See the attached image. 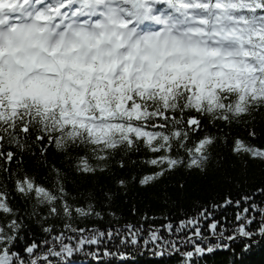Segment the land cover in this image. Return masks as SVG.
<instances>
[{
	"label": "trees",
	"instance_id": "16d2710c",
	"mask_svg": "<svg viewBox=\"0 0 264 264\" xmlns=\"http://www.w3.org/2000/svg\"><path fill=\"white\" fill-rule=\"evenodd\" d=\"M170 1L154 14L214 10L233 59L178 86L129 82L93 111L53 103L55 84L0 92V264H186L187 217L216 204L230 235L238 211L264 207V0ZM189 264H264V238Z\"/></svg>",
	"mask_w": 264,
	"mask_h": 264
},
{
	"label": "clouds",
	"instance_id": "9594fccd",
	"mask_svg": "<svg viewBox=\"0 0 264 264\" xmlns=\"http://www.w3.org/2000/svg\"><path fill=\"white\" fill-rule=\"evenodd\" d=\"M28 4L15 12L0 11V51L22 65L28 79L57 85L49 92L53 103L70 102L79 112L103 109L129 82L133 91L150 85L178 86L177 81L206 74L220 59L214 46L196 36L170 32L158 22L137 25L130 32L123 0ZM121 35L134 36L126 50L121 48Z\"/></svg>",
	"mask_w": 264,
	"mask_h": 264
},
{
	"label": "snow or ice",
	"instance_id": "6c2138e0",
	"mask_svg": "<svg viewBox=\"0 0 264 264\" xmlns=\"http://www.w3.org/2000/svg\"><path fill=\"white\" fill-rule=\"evenodd\" d=\"M2 55L3 53L2 51H0V56ZM2 72L3 69L0 68V74H2ZM258 191L264 192V189ZM243 199L247 201L249 197L245 196ZM232 203L239 206L241 200H236L235 202H233V200L230 198H224L223 204L220 207L227 206ZM211 207L213 211H208L205 208H201L195 217L186 218L194 228L196 236V240L192 241V250L182 253V256L186 258V264H189V258L203 255L205 253H210L217 247L227 249L230 247V243L234 240L252 241L254 236H260L264 238V207H260L256 203L251 204L250 207L253 212L252 215H248L249 207H245L243 209V212L238 211L235 215L236 223L232 228L230 235H225L227 231L225 224L220 223L217 219L214 218V211L218 206L216 204H213ZM256 212H259V225L257 228L250 230V225H252L257 219L255 215ZM205 221H210L207 223L209 235L204 234L203 225ZM178 223L180 225H183L184 220H181ZM177 231H180V229L178 228ZM210 237L215 238V244L211 242ZM222 240H227L228 243H221ZM255 242L258 243L259 241ZM250 246L251 245L249 243H244L243 250L247 251ZM30 250L31 248L29 246H25V252ZM69 255H71V253H69Z\"/></svg>",
	"mask_w": 264,
	"mask_h": 264
},
{
	"label": "rangeland",
	"instance_id": "374dc122",
	"mask_svg": "<svg viewBox=\"0 0 264 264\" xmlns=\"http://www.w3.org/2000/svg\"><path fill=\"white\" fill-rule=\"evenodd\" d=\"M10 61L12 60L10 57L8 58ZM1 58H0V64H1ZM13 63V70H17V68H19L20 67V65L19 64H17L15 61H13L12 62Z\"/></svg>",
	"mask_w": 264,
	"mask_h": 264
}]
</instances>
